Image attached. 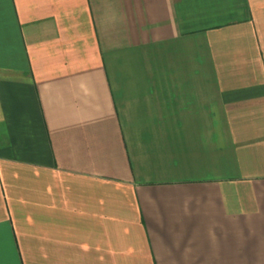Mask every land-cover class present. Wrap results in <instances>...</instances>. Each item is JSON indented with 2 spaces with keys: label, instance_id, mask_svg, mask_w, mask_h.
<instances>
[{
  "label": "crops",
  "instance_id": "0c3cea01",
  "mask_svg": "<svg viewBox=\"0 0 264 264\" xmlns=\"http://www.w3.org/2000/svg\"><path fill=\"white\" fill-rule=\"evenodd\" d=\"M0 264H264V0H0Z\"/></svg>",
  "mask_w": 264,
  "mask_h": 264
}]
</instances>
